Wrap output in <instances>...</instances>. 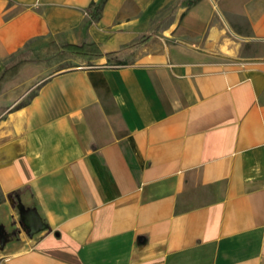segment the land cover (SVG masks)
Instances as JSON below:
<instances>
[{"label": "crops", "instance_id": "1", "mask_svg": "<svg viewBox=\"0 0 264 264\" xmlns=\"http://www.w3.org/2000/svg\"><path fill=\"white\" fill-rule=\"evenodd\" d=\"M19 56L0 264H264V0H0Z\"/></svg>", "mask_w": 264, "mask_h": 264}, {"label": "trees", "instance_id": "2", "mask_svg": "<svg viewBox=\"0 0 264 264\" xmlns=\"http://www.w3.org/2000/svg\"><path fill=\"white\" fill-rule=\"evenodd\" d=\"M101 5H102V1L100 4H95V3H91L87 9V11H91V18L94 20V19H97V17L99 16L100 14V11H101ZM192 3H189V6H191ZM72 58V55L69 53V52H66V51H59L57 52L55 55L52 56V60L55 61V62H61V61H64V60H68ZM30 62L27 58H24L22 56H19L17 58V60L11 64L10 66L6 67L3 72L0 74V84L5 81L6 79L8 78H11L13 77L17 72L18 70L20 69L21 66H23L24 64ZM25 102L21 103V105H24Z\"/></svg>", "mask_w": 264, "mask_h": 264}, {"label": "rangeland", "instance_id": "3", "mask_svg": "<svg viewBox=\"0 0 264 264\" xmlns=\"http://www.w3.org/2000/svg\"><path fill=\"white\" fill-rule=\"evenodd\" d=\"M49 51L51 52L49 54ZM52 48L51 46L41 40H37L30 44L29 59L33 60L36 58H51Z\"/></svg>", "mask_w": 264, "mask_h": 264}, {"label": "water", "instance_id": "4", "mask_svg": "<svg viewBox=\"0 0 264 264\" xmlns=\"http://www.w3.org/2000/svg\"><path fill=\"white\" fill-rule=\"evenodd\" d=\"M40 228V227H39ZM40 229H42V228H40ZM3 235H4V233H3V229H2V227L0 226V238L2 239L3 238ZM2 244H3V242H2Z\"/></svg>", "mask_w": 264, "mask_h": 264}]
</instances>
